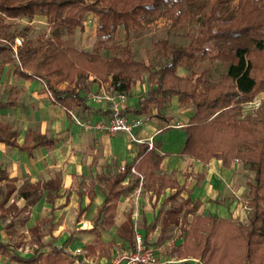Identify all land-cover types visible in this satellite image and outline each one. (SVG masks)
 I'll return each mask as SVG.
<instances>
[{"label":"trees","instance_id":"trees-1","mask_svg":"<svg viewBox=\"0 0 264 264\" xmlns=\"http://www.w3.org/2000/svg\"><path fill=\"white\" fill-rule=\"evenodd\" d=\"M89 15L97 19L96 38L101 43L109 42L120 27L128 37L131 31H143L158 19L169 20L176 26L200 20L203 26L185 46L154 43L153 48L165 60L154 70L151 65L128 57L104 59L95 53L63 47L57 32L65 30L72 35L76 30L82 31ZM35 16L46 18L53 39L48 43L39 38L23 41L16 49V60L12 58L11 25H0V57L9 56L1 65L14 64L17 78L44 81L52 105L70 113L79 102L71 88L79 76L92 75L96 81H105L111 75V84L120 82L117 90L125 92L132 82L147 74L154 88L143 101L144 109L148 105L162 108L172 96H177L181 105L193 106V114L184 127L186 139L180 156L204 165L212 159L219 160L225 168L234 161L253 165V184L248 188L250 201L246 205L251 210L249 223L193 216L182 231V243L174 249L176 257L184 260L180 264H264V100L254 115L240 117L241 104L264 93V0H0L1 20L31 21ZM197 57L210 65L220 63L225 71L216 81L208 79L210 68L195 78L176 75L178 67ZM59 83L67 86L58 90L55 86ZM16 137L9 125L0 123V142L5 145L28 154L39 146H53L52 140L43 137L29 145L28 135L19 145ZM162 159L163 156L142 145L134 162L109 181L100 211L110 216L105 225L112 223L115 202L120 196L118 187L131 170L144 182L157 185L158 193L166 188L176 190L168 198L172 203L168 214L174 221L188 208V200L177 201L181 188L176 181L155 174ZM34 188L28 185L19 194L28 200ZM169 224L170 221L161 220L162 234ZM68 243L69 239L63 246ZM0 250L8 252L1 243ZM11 258L18 264H57L51 255L43 261L36 255L23 258L15 253Z\"/></svg>","mask_w":264,"mask_h":264},{"label":"crops","instance_id":"crops-1","mask_svg":"<svg viewBox=\"0 0 264 264\" xmlns=\"http://www.w3.org/2000/svg\"><path fill=\"white\" fill-rule=\"evenodd\" d=\"M36 17L46 19L44 16ZM91 17L94 16L89 15L87 20ZM93 20L95 23L92 30L96 36L97 19L94 17ZM144 63L150 65L147 61ZM162 64L154 67L151 65V68L157 70ZM8 65L5 64L6 67ZM189 72V65L184 62L177 68L176 75L182 78L188 76ZM14 77L17 78L15 75ZM80 78L84 83H78L76 88L75 84ZM17 79L24 83L37 80ZM111 79V75L105 81H96L92 75L79 76L71 85L79 97V102L70 113L74 112L79 120L93 124L107 123L110 119V102L104 99V96L111 95ZM38 81L42 82L45 88V82ZM58 85L55 86L58 90L67 86L66 83ZM153 88L154 85L148 80L147 74H144L139 80L132 82L124 92V115L130 122L140 120V124L133 127L131 135H110L107 132L86 130L84 125L87 124L84 122L79 125L68 121L70 113L67 114L63 109L52 105L46 90L44 97L47 102L43 107L50 115L45 117L52 120L51 114H56L54 121L47 124L44 120H38L34 125L26 122L20 129L10 121L0 122L9 125L11 131L17 134L16 142L19 145L24 143L26 135L29 145L34 144L38 137L53 141V146L36 147L30 154L0 142V193H4L0 199V243L8 249L7 253L0 250V264H18L12 260V253L23 258L36 255L40 261L51 255L55 257L57 264H108L110 256L113 255L109 242L117 238L123 239L128 248L132 249L136 233L143 237L148 247L156 251L162 264H180L184 260L176 257L174 249L182 243V231L188 227L193 216L234 221L242 214L240 200L248 185L240 183L241 172L236 169L238 161L225 168L219 160L212 159L204 165L180 156L186 139L184 127L193 114V106L191 103L181 105L179 98L172 96L170 102L162 108L148 105L144 109L143 101ZM92 95L99 98L92 100ZM0 104L1 113L17 107L12 101H0ZM131 137L139 142L132 141ZM149 142L153 145L150 150L163 156L155 174H163L176 181L181 188L177 201L188 200V208L174 221L172 215L168 214L172 208L168 198L176 190L166 188L158 193L157 185L144 182L141 176L130 171L125 173L118 187L120 196L115 202L112 223L105 225L110 216H105L100 211L108 194L109 181L122 174L124 171L121 168L131 165L139 153L140 146H148ZM54 171L59 172L60 181L56 184L55 195L50 196L48 190L42 187V183H53L56 180ZM28 185L35 188L30 198L25 200L19 191L22 188L27 189ZM47 197L49 199H46ZM247 203L248 195L245 198V204ZM246 205L244 208L248 209ZM48 213H51L48 218L50 223L47 233H41L42 239L48 242L55 240L60 244L47 243L43 246L47 249L43 255L36 251L26 255L10 245L18 240L17 217L21 215L25 220L24 228H38L40 221L45 220ZM64 216H68V220H65ZM161 220L170 221L163 234ZM137 221L139 227L132 230L131 226L136 225ZM171 227L178 231V236L169 242L166 234ZM68 239L69 243L63 246ZM97 239H100V250L95 246ZM162 241L164 245L171 246L166 256L160 255L158 243ZM48 244L50 246H47ZM77 250L80 252L77 253ZM189 260L199 263L195 259Z\"/></svg>","mask_w":264,"mask_h":264},{"label":"rangeland","instance_id":"rangeland-1","mask_svg":"<svg viewBox=\"0 0 264 264\" xmlns=\"http://www.w3.org/2000/svg\"><path fill=\"white\" fill-rule=\"evenodd\" d=\"M94 17L90 18V22L87 20L84 24L83 30H76L72 35H68L65 30H60L57 32L58 37L61 40L63 47L74 48L79 51H88L90 53H95L104 59H111L113 57H128L136 61H147L148 64L159 65L163 63V57L153 48V44L156 42H162L166 45L174 46H185L190 42V39L196 36L202 29L203 23L200 20H195L190 24L184 26L173 25L169 20L158 19L157 21L149 24L143 31H131L129 36L126 37L123 29L120 27L117 29L113 38L106 43H101L93 33L92 27L95 23ZM11 25L9 35L14 36V38H19L21 44L23 41L29 40L33 41L37 38L48 43L54 37L52 28L48 25L46 19L41 17H34L31 21L26 19H16V20H1L0 25ZM20 46V45H19ZM16 49L14 50V55L12 58L17 60ZM8 54L0 57V101H12L17 105L16 108L10 109L8 112H0V122L10 121L17 129L21 128L26 122L31 125L37 124L38 120H44L47 124L54 121L56 114H51L53 116L52 120H48L45 115L49 112L45 111L43 104L47 102L44 97V84L38 80L31 83H24L19 79L15 78L13 75V70L15 65L9 64L7 67L1 65L3 61L8 59ZM189 65V75L194 76V78L203 70L210 68L208 74V79L211 81H216L220 74L225 71V67L220 63H215L210 65L207 60H202L197 57L192 62H187ZM83 84V80L80 78L75 84ZM59 86V85H58ZM56 86V87H58ZM60 87V86H59ZM264 100V93H259L251 102L259 101L257 107H250L248 102V108L245 107V103L241 104L240 117H245L247 115H254L260 106V102ZM21 105V107H20ZM50 115V114H49ZM68 121L75 124H89L92 122L79 120L75 113L72 112L69 115ZM236 169L240 170V183L245 186L244 195L241 197L242 204V214L236 218V222L241 225H247L251 218V210L245 209V198L248 194V188L254 178V167L247 162H238ZM54 178L56 180L53 183L46 184L42 183V187L48 190L50 196L55 195L54 190H56V184L60 181L59 172L54 171ZM42 193V192H41ZM38 195V194H37ZM4 196V193H0V199ZM46 199H49L47 197ZM248 196V203H249ZM196 208V207H195ZM193 208V210H195ZM15 217L14 214H11ZM51 213H48L45 220L40 221V226L38 228H24V222L21 215L17 217L16 223L18 224L16 231V238L18 240L13 241L10 245L17 249L18 252L24 253L26 255L32 253H38L43 255L46 253L47 249L43 246L47 243L52 245L60 244L59 242L43 240L42 232L45 234L48 231V225L50 221L48 218ZM68 220V216L63 217ZM132 230L138 228V221L136 225L131 226ZM178 236V231H175L174 227H171L166 234V238H169V242ZM22 238V239H21ZM100 238V237H97ZM21 239V240H20ZM100 239L95 240V246H98ZM110 243V248L112 249L113 255L107 256L110 261L112 259H118L122 254L128 253L131 249L128 248L126 241L117 238ZM160 250V255L166 256L169 254L170 245H164V241L158 243ZM162 247V248H161ZM100 250V246H98ZM88 251V249H87ZM101 253V252H100ZM111 253V252H109ZM88 254H90L88 252ZM96 256V255H95ZM70 260V258H66ZM71 261V260H70Z\"/></svg>","mask_w":264,"mask_h":264},{"label":"built area","instance_id":"built-area-1","mask_svg":"<svg viewBox=\"0 0 264 264\" xmlns=\"http://www.w3.org/2000/svg\"><path fill=\"white\" fill-rule=\"evenodd\" d=\"M85 24V23H84ZM21 45L19 38H14V49ZM120 82L110 85L111 95L104 96V99L110 102V119L107 123L96 122L92 125H84L86 130L92 129L95 131L107 132L110 135H116L125 133L131 135L134 126L140 124V120L136 122H130L123 113L124 105L126 101V95L124 92L118 91L117 87L120 86ZM92 100L98 99V96H91ZM259 101H253L249 103L250 107H257ZM245 107L248 108V103H245ZM132 141L139 142L134 137H131ZM153 145L149 142L148 149H152ZM124 170V167L121 168ZM133 172V170H131ZM77 253L80 250L76 251ZM108 264H162L156 251L148 247L139 234L134 235L133 248L128 252L122 254L118 259H112Z\"/></svg>","mask_w":264,"mask_h":264}]
</instances>
